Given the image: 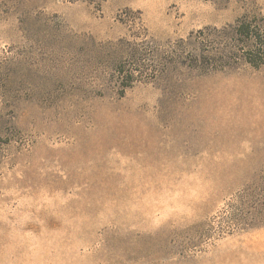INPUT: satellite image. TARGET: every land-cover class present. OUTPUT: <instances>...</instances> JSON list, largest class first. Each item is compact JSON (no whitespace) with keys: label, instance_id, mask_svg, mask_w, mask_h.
<instances>
[{"label":"rangeland","instance_id":"obj_1","mask_svg":"<svg viewBox=\"0 0 264 264\" xmlns=\"http://www.w3.org/2000/svg\"><path fill=\"white\" fill-rule=\"evenodd\" d=\"M243 15L264 0H0V264H264V224L222 226L264 187V66L121 70Z\"/></svg>","mask_w":264,"mask_h":264},{"label":"trees","instance_id":"obj_2","mask_svg":"<svg viewBox=\"0 0 264 264\" xmlns=\"http://www.w3.org/2000/svg\"><path fill=\"white\" fill-rule=\"evenodd\" d=\"M222 40L228 42L227 48L217 49L216 46L221 45ZM199 43L205 44L206 53L194 49ZM129 44L125 52L127 58L131 60L128 69H121L122 73L124 72L123 79H132L133 77L129 76L149 71L158 75L167 67L178 64H187L202 73L235 66L242 62L260 67L264 66V17L243 15L232 24L212 27L209 33H205L203 29L192 31L186 38H180L168 45L166 50H161L156 42L147 39ZM258 191L249 193L250 190H247L241 195L238 203L230 204L227 209V223L222 226L245 228L263 225L264 187H258Z\"/></svg>","mask_w":264,"mask_h":264}]
</instances>
